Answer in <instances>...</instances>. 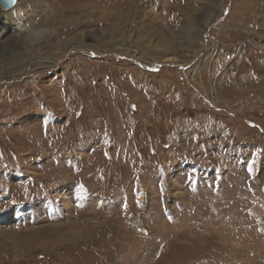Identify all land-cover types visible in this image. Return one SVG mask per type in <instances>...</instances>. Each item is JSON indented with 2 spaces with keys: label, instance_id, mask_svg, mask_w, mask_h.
Returning <instances> with one entry per match:
<instances>
[{
  "label": "rangeland",
  "instance_id": "1",
  "mask_svg": "<svg viewBox=\"0 0 264 264\" xmlns=\"http://www.w3.org/2000/svg\"><path fill=\"white\" fill-rule=\"evenodd\" d=\"M0 264H264V0L0 6Z\"/></svg>",
  "mask_w": 264,
  "mask_h": 264
},
{
  "label": "bare ground",
  "instance_id": "2",
  "mask_svg": "<svg viewBox=\"0 0 264 264\" xmlns=\"http://www.w3.org/2000/svg\"><path fill=\"white\" fill-rule=\"evenodd\" d=\"M239 1V3L241 4V0H238ZM237 4H238V2H237ZM4 23H6L8 26L6 27V29L7 30H11V31H14L16 28H15V23H12V21L11 20H9V19H7V20H5L4 21ZM20 26V25H19ZM14 32H17L16 34H15V38H17V37H19V38H21L22 40H25L23 37H25L26 35H24V33H23V31L22 32H20V31H17V30H15ZM24 32H26L25 30H24ZM14 35V34H13ZM30 37V36H29ZM29 40V39H28Z\"/></svg>",
  "mask_w": 264,
  "mask_h": 264
},
{
  "label": "water",
  "instance_id": "3",
  "mask_svg": "<svg viewBox=\"0 0 264 264\" xmlns=\"http://www.w3.org/2000/svg\"><path fill=\"white\" fill-rule=\"evenodd\" d=\"M15 3L14 4L10 3V0H0V6L4 10H9L10 8H12L15 5Z\"/></svg>",
  "mask_w": 264,
  "mask_h": 264
},
{
  "label": "snow or ice",
  "instance_id": "4",
  "mask_svg": "<svg viewBox=\"0 0 264 264\" xmlns=\"http://www.w3.org/2000/svg\"><path fill=\"white\" fill-rule=\"evenodd\" d=\"M16 2V0H10V3L14 4Z\"/></svg>",
  "mask_w": 264,
  "mask_h": 264
}]
</instances>
